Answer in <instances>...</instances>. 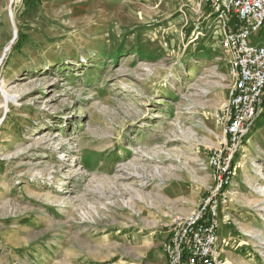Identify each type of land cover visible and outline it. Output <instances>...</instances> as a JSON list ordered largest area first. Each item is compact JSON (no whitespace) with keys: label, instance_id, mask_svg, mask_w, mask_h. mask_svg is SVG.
Masks as SVG:
<instances>
[{"label":"rangeland","instance_id":"1","mask_svg":"<svg viewBox=\"0 0 264 264\" xmlns=\"http://www.w3.org/2000/svg\"><path fill=\"white\" fill-rule=\"evenodd\" d=\"M200 10L0 0V264H153L215 189L209 158L233 81L219 25ZM254 164L264 172V120L235 159L224 264H264Z\"/></svg>","mask_w":264,"mask_h":264},{"label":"built area","instance_id":"2","mask_svg":"<svg viewBox=\"0 0 264 264\" xmlns=\"http://www.w3.org/2000/svg\"><path fill=\"white\" fill-rule=\"evenodd\" d=\"M199 1L198 20L214 19L219 25L233 84L217 116L223 139L209 158L215 189L171 232L164 245L169 264H224L219 234L221 225H235L230 210L237 193L235 159L264 120V41H257L264 38V0Z\"/></svg>","mask_w":264,"mask_h":264},{"label":"crops","instance_id":"3","mask_svg":"<svg viewBox=\"0 0 264 264\" xmlns=\"http://www.w3.org/2000/svg\"><path fill=\"white\" fill-rule=\"evenodd\" d=\"M255 139L254 140H256V138L257 137H254ZM251 139H253V138H251ZM230 210H231V213H232V210H234V208L231 206L230 207ZM232 216H233V219H234V221H235V218H234V215H233V213H232ZM236 223V222H235ZM222 224V223H221ZM231 228L232 227H226V226H224V225H221V230H220V234H219V236H220V240H224V241H226L227 240V238H231L232 237V234H230L228 231L229 230H231ZM169 240V238L168 239H166V240H163V242L161 243V245H160V247H161V251L159 252V254L156 256V258L154 259L155 261H154V263L153 264H168V259H167V256L165 255V253H164V250H163V246H164V244H165V242H167ZM224 250L222 249V258H223V260H225L224 259V257H225V255L223 254L224 252H223Z\"/></svg>","mask_w":264,"mask_h":264},{"label":"bare ground","instance_id":"4","mask_svg":"<svg viewBox=\"0 0 264 264\" xmlns=\"http://www.w3.org/2000/svg\"><path fill=\"white\" fill-rule=\"evenodd\" d=\"M85 59H87V57H85ZM53 63L51 62V65H52ZM16 76H19V74H16ZM4 97H5V100L6 101H9L10 99H13V100H16V97H18V96H15V97H13V96H11L8 92H4ZM6 106V105H5ZM255 165V168L256 169H260L261 171L259 172L260 173V175L261 176H263V167H262V165L261 164H254ZM247 174V173H246ZM67 204H70V201L69 202H67Z\"/></svg>","mask_w":264,"mask_h":264}]
</instances>
